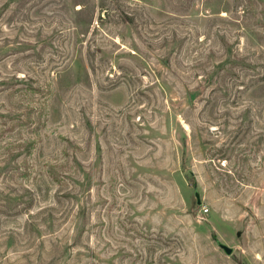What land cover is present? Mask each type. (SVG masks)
<instances>
[{
  "label": "rangeland",
  "instance_id": "rangeland-1",
  "mask_svg": "<svg viewBox=\"0 0 264 264\" xmlns=\"http://www.w3.org/2000/svg\"><path fill=\"white\" fill-rule=\"evenodd\" d=\"M0 264H264V0H0Z\"/></svg>",
  "mask_w": 264,
  "mask_h": 264
},
{
  "label": "water",
  "instance_id": "water-1",
  "mask_svg": "<svg viewBox=\"0 0 264 264\" xmlns=\"http://www.w3.org/2000/svg\"><path fill=\"white\" fill-rule=\"evenodd\" d=\"M195 195L197 197L198 203L200 204L201 203L200 192H199L197 187H195ZM218 243L228 254H230L232 252V250H233L232 247L228 246L227 244L222 243L221 241H218Z\"/></svg>",
  "mask_w": 264,
  "mask_h": 264
},
{
  "label": "built area",
  "instance_id": "built-area-1",
  "mask_svg": "<svg viewBox=\"0 0 264 264\" xmlns=\"http://www.w3.org/2000/svg\"><path fill=\"white\" fill-rule=\"evenodd\" d=\"M208 209L207 208H205V211H207Z\"/></svg>",
  "mask_w": 264,
  "mask_h": 264
}]
</instances>
